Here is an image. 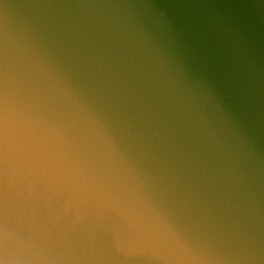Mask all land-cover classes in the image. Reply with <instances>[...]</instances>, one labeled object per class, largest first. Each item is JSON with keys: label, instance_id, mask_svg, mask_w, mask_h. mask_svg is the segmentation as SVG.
Masks as SVG:
<instances>
[{"label": "clouds", "instance_id": "1", "mask_svg": "<svg viewBox=\"0 0 264 264\" xmlns=\"http://www.w3.org/2000/svg\"><path fill=\"white\" fill-rule=\"evenodd\" d=\"M0 73V264H203L111 127L27 47Z\"/></svg>", "mask_w": 264, "mask_h": 264}]
</instances>
